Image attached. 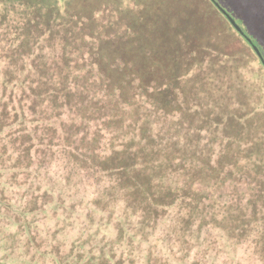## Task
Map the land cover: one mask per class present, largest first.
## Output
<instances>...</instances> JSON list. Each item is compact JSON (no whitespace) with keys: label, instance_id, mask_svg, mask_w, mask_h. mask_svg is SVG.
I'll list each match as a JSON object with an SVG mask.
<instances>
[{"label":"trees","instance_id":"obj_1","mask_svg":"<svg viewBox=\"0 0 264 264\" xmlns=\"http://www.w3.org/2000/svg\"><path fill=\"white\" fill-rule=\"evenodd\" d=\"M255 60L264 75V52L217 0H0L1 166L36 171L30 211L61 220L53 239L86 231L94 209L136 219L117 224L131 250L95 252L83 230L75 255L50 246V264H166L163 251L169 264H264ZM62 183L78 193L64 201ZM162 225L165 245L146 235Z\"/></svg>","mask_w":264,"mask_h":264},{"label":"rangeland","instance_id":"obj_2","mask_svg":"<svg viewBox=\"0 0 264 264\" xmlns=\"http://www.w3.org/2000/svg\"><path fill=\"white\" fill-rule=\"evenodd\" d=\"M217 2L243 26L247 34L255 39L264 52V0H217ZM252 66V70L257 71V75H253L252 78H257L264 84V75H262V71L258 70V61L252 62ZM7 150L11 151L10 146ZM30 171L28 173L22 170L19 171V169L4 170L0 161V191L2 190L5 194L3 198H1L0 194V264H50L49 258L52 256L50 246L52 244L59 242L62 252L68 253L72 250V255H75L77 247L76 245L73 246V241L83 239L90 232H97L95 240L98 245L94 249L95 252L104 244H107L105 250L110 244H113L112 247L117 256L121 251L131 250L126 240L118 241L117 235L119 231L117 224L120 221L125 228L127 223H134L136 219L131 217L126 220V223H123L120 218L122 206L119 204L115 205V207H110L111 212L115 213L111 217H108L106 213L103 215V212L94 209L92 220L89 221L88 216H85L89 207L84 208L79 205L76 210L85 217L80 213L72 214V217L78 216L80 223L88 221L89 228H86L85 231L84 226L86 224L76 223L73 228H65L61 232L62 235L60 234L54 239L50 237L52 230L55 228L54 226L61 224V220L53 219L50 211L49 215H47L48 212L43 214L41 211H30V208L34 206L32 196H35L34 190L37 184L34 179L36 171ZM12 174L17 175L16 183L10 181L12 178L9 179ZM44 182L45 180L42 181V183ZM65 184H60L61 188L65 190L63 193L64 201L67 200L69 193H78L75 189L69 190ZM39 188L44 190L43 186ZM19 224H26L28 227L25 226L19 230ZM164 225L146 234L148 239L155 240V238L159 237L162 245H165V241L161 239L160 231ZM83 230L86 235L82 234ZM125 232H127L126 229ZM141 237L143 236L138 233L133 238V254L138 256L139 261L143 260L148 249L147 242L141 240ZM156 250H159V248H156ZM166 256V252L163 251L162 259L164 261L167 259L166 264H169L171 262L170 257ZM68 260L72 261V259Z\"/></svg>","mask_w":264,"mask_h":264},{"label":"water","instance_id":"obj_3","mask_svg":"<svg viewBox=\"0 0 264 264\" xmlns=\"http://www.w3.org/2000/svg\"><path fill=\"white\" fill-rule=\"evenodd\" d=\"M228 18H229L230 22L232 23V25L236 28V30L240 31L239 26L233 21V19L231 17H228ZM253 48L257 52V54H259L257 48L255 46Z\"/></svg>","mask_w":264,"mask_h":264}]
</instances>
